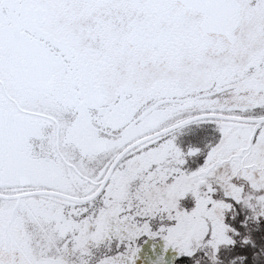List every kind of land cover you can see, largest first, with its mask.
I'll list each match as a JSON object with an SVG mask.
<instances>
[{
  "label": "snow or ice",
  "instance_id": "obj_1",
  "mask_svg": "<svg viewBox=\"0 0 264 264\" xmlns=\"http://www.w3.org/2000/svg\"><path fill=\"white\" fill-rule=\"evenodd\" d=\"M149 241L264 264V0H0V264Z\"/></svg>",
  "mask_w": 264,
  "mask_h": 264
},
{
  "label": "rangeland",
  "instance_id": "obj_2",
  "mask_svg": "<svg viewBox=\"0 0 264 264\" xmlns=\"http://www.w3.org/2000/svg\"><path fill=\"white\" fill-rule=\"evenodd\" d=\"M152 244V241H149L148 244H142L137 264H156L157 257L162 254V242L157 244L155 252L152 250ZM163 255L164 264H174V253L169 250L168 253Z\"/></svg>",
  "mask_w": 264,
  "mask_h": 264
},
{
  "label": "flooded vegetation",
  "instance_id": "obj_3",
  "mask_svg": "<svg viewBox=\"0 0 264 264\" xmlns=\"http://www.w3.org/2000/svg\"><path fill=\"white\" fill-rule=\"evenodd\" d=\"M207 131H208V133H209V135H210V134H211V133H210V130H207Z\"/></svg>",
  "mask_w": 264,
  "mask_h": 264
}]
</instances>
